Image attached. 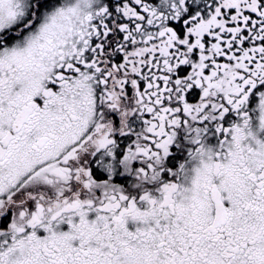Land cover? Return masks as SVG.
Listing matches in <instances>:
<instances>
[{
	"label": "snow or ice",
	"instance_id": "1",
	"mask_svg": "<svg viewBox=\"0 0 264 264\" xmlns=\"http://www.w3.org/2000/svg\"><path fill=\"white\" fill-rule=\"evenodd\" d=\"M0 264H264V0H0Z\"/></svg>",
	"mask_w": 264,
	"mask_h": 264
}]
</instances>
